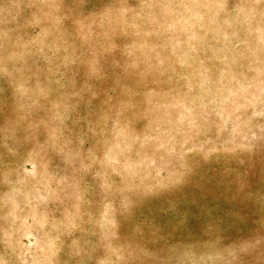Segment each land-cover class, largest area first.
Segmentation results:
<instances>
[{"label":"rangeland","instance_id":"1","mask_svg":"<svg viewBox=\"0 0 264 264\" xmlns=\"http://www.w3.org/2000/svg\"><path fill=\"white\" fill-rule=\"evenodd\" d=\"M0 264H264V0H0Z\"/></svg>","mask_w":264,"mask_h":264}]
</instances>
